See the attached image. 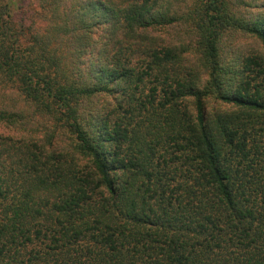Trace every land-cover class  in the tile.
Listing matches in <instances>:
<instances>
[{"label": "trees", "instance_id": "16d2710c", "mask_svg": "<svg viewBox=\"0 0 264 264\" xmlns=\"http://www.w3.org/2000/svg\"><path fill=\"white\" fill-rule=\"evenodd\" d=\"M0 264H264V0H0Z\"/></svg>", "mask_w": 264, "mask_h": 264}, {"label": "rangeland", "instance_id": "374dc122", "mask_svg": "<svg viewBox=\"0 0 264 264\" xmlns=\"http://www.w3.org/2000/svg\"><path fill=\"white\" fill-rule=\"evenodd\" d=\"M243 44L245 43L246 44V48H245V50H250V47H251V45L248 43V42H242Z\"/></svg>", "mask_w": 264, "mask_h": 264}]
</instances>
